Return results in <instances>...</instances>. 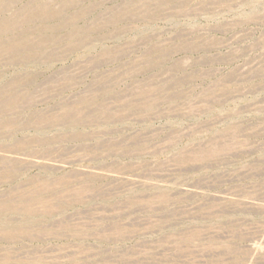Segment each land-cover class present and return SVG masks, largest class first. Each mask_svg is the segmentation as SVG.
<instances>
[{"label": "rangeland", "instance_id": "rangeland-1", "mask_svg": "<svg viewBox=\"0 0 264 264\" xmlns=\"http://www.w3.org/2000/svg\"><path fill=\"white\" fill-rule=\"evenodd\" d=\"M0 264H264V0H0Z\"/></svg>", "mask_w": 264, "mask_h": 264}]
</instances>
